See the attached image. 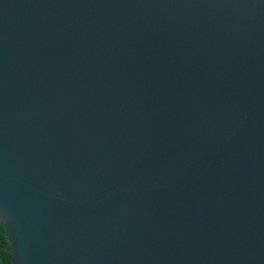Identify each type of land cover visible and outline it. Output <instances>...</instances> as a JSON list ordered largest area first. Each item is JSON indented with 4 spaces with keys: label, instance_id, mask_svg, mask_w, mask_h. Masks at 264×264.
Segmentation results:
<instances>
[{
    "label": "water",
    "instance_id": "obj_1",
    "mask_svg": "<svg viewBox=\"0 0 264 264\" xmlns=\"http://www.w3.org/2000/svg\"><path fill=\"white\" fill-rule=\"evenodd\" d=\"M11 264H264V0H0Z\"/></svg>",
    "mask_w": 264,
    "mask_h": 264
},
{
    "label": "trees",
    "instance_id": "obj_2",
    "mask_svg": "<svg viewBox=\"0 0 264 264\" xmlns=\"http://www.w3.org/2000/svg\"><path fill=\"white\" fill-rule=\"evenodd\" d=\"M0 264H11V246L3 225L0 224Z\"/></svg>",
    "mask_w": 264,
    "mask_h": 264
}]
</instances>
